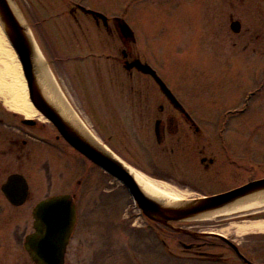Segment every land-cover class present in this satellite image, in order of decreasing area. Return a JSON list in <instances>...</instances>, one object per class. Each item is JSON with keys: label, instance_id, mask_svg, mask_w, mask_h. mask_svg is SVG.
Listing matches in <instances>:
<instances>
[{"label": "rangeland", "instance_id": "obj_1", "mask_svg": "<svg viewBox=\"0 0 264 264\" xmlns=\"http://www.w3.org/2000/svg\"><path fill=\"white\" fill-rule=\"evenodd\" d=\"M220 1L14 0V4L39 45L61 95L92 135L123 163L153 176L136 166L140 161L136 157L135 148L120 130L121 125L125 124L120 105L122 100L130 96L129 91L122 89L120 82L111 84L107 81L102 69L110 103L105 104L99 94L93 70L86 61L81 60L91 51L96 56L102 54L103 58L106 54H115L121 42L116 34L111 38L103 29H98L101 31L99 33L94 28L92 18L78 11L77 19L86 32L81 33L68 12L72 3L98 11L109 19L122 17L134 31L135 52L149 61L177 98L206 102L213 116H223L229 108L243 110L240 116L235 114L237 118L227 124L224 132L228 134L231 145L234 143L235 150L238 144L243 145L244 173L248 181L264 177V0H245L247 9L253 12L247 10L240 19L244 25L253 23L260 27L263 37L261 44H249V49L242 55L238 48L230 46L225 37L226 28L218 22L222 20L223 5ZM234 40L235 37L230 39ZM97 41L101 42V49H88L85 45ZM108 42L112 43L111 47ZM254 45L255 52L252 49ZM121 74L124 76V73ZM142 78L138 75L135 82L142 81V87L147 93L149 91L150 99H160L152 80ZM43 158L32 160L24 170L33 194L30 201L14 206L4 199L0 191V264H33L23 248L24 235L32 231V208L37 200L66 189H74L78 201L82 202L78 209L76 227L77 231L83 233L87 243L83 251L86 259L84 264H128L124 250H129L132 244L136 256V248L142 247V237H138L134 231L122 229L124 220L121 215L134 209L132 202L127 205L130 200L125 187L69 147L65 153L53 156L49 177L45 167L41 166ZM77 178L82 180L80 187L75 183ZM103 189L112 191L106 192ZM212 190H215L214 186L201 184L192 192ZM99 199L103 201L104 208L96 206L99 205ZM114 203L118 208L115 216H112L110 207ZM127 206L128 210L125 209ZM231 216L200 221L206 225L216 219L226 218L217 220L226 222L217 227H225L221 232L241 239L242 235L236 232L233 224L264 218V211ZM249 235L252 233L243 236ZM79 236L80 232L76 240ZM175 238L166 236L169 242H174ZM104 249L108 250L105 251L107 254L99 262L97 252ZM68 258L77 260V251L73 247L68 252ZM140 259H134L131 264L140 263Z\"/></svg>", "mask_w": 264, "mask_h": 264}, {"label": "flooded vegetation", "instance_id": "obj_2", "mask_svg": "<svg viewBox=\"0 0 264 264\" xmlns=\"http://www.w3.org/2000/svg\"><path fill=\"white\" fill-rule=\"evenodd\" d=\"M220 2L223 5L222 20L218 22L226 28L225 37L228 38L230 46L238 48L240 54H245L246 50L249 49V44H261L263 33L260 27L253 25V23L244 25L245 23L240 19L248 10L245 0H221ZM78 11L82 10L77 7L76 3H72L68 10L74 22L81 29V33H86L85 28L77 19L76 13ZM216 12L218 16L219 10L217 9ZM85 14L92 18L94 28L99 33L103 29L111 38L116 34L121 42V46L115 54H106L103 58L102 54L96 56L95 52L91 51L88 55H84L81 60L86 61L93 70L99 94L105 104L109 105L110 103L105 90V78L102 75V69L105 71L107 81L111 84L120 82L122 89H128L130 96L122 100L120 105L121 114L125 119V124L121 125L120 130L125 137L131 140L130 144L135 148L136 157L140 161V164L136 166L150 172L153 175L150 177L164 181L177 190L188 193V196L183 199L213 195L245 184L247 181L244 173L243 145L239 146L238 144V148L235 150L234 143L231 145L228 141V134L224 132L227 124L232 120L234 122V119L237 118L235 114L240 116L243 110L229 108L224 111L225 115L219 117L210 115L209 106L206 102L207 105L198 101L181 100L175 94L177 101L168 99L154 78L148 73H143L133 64L136 59H139L142 63L151 65L146 58L135 52V36L134 39H126L120 34L119 27L113 19H107L104 22L100 18L96 19L90 13ZM234 37L236 41H230ZM85 45L88 49H95L94 47L101 49L102 47L100 41ZM111 45L112 43L108 42V46L111 47ZM256 45L251 46L254 52ZM80 48L82 49V47ZM80 48L78 47V49ZM86 63L83 65H87ZM121 73H124V76ZM138 75L143 78L146 77L147 80H152L156 92L161 97L160 99L149 98V91L147 93V90L143 89L142 81L139 80L140 83L135 82ZM168 87L172 91L171 87ZM63 99L69 105L64 97ZM67 147L88 160L94 167L101 169L72 147L60 135L51 121L46 118L25 117L8 109L0 99V191L8 203L9 201L4 196L1 187L9 175L19 173L26 179L29 189L27 199L24 202L26 203L33 196L30 191L28 176L24 172L29 163L38 157H44L41 166L45 167L49 177L53 156L58 153H65ZM75 183L80 187L82 180L77 178ZM201 184L214 186L215 190L192 192ZM103 190L112 191V189ZM61 193L73 195L77 210L76 222L65 248L64 264H84L86 259L83 251L86 249L87 243H85L83 233L77 231L76 227L78 209L82 202L78 201L77 192L74 189H66L57 194ZM127 193L130 200L127 205L129 206V203L132 202L134 209L130 210V213H122L121 218L124 220L122 229L134 231L138 237H142V247L136 248V256L132 244L129 245V250H124L128 264L137 258H141L138 264H264V235H261L262 232H252V235L248 237L243 236L248 233L241 234V239H237L235 236L230 237L221 232L225 227H217L226 223L217 220L228 217L216 219L215 222L206 225L200 221L205 220L204 218L180 221L173 224L181 230L174 229L148 219L134 203L128 191ZM51 195L54 194L46 195L43 198ZM43 198L37 200L35 205ZM97 204L99 205L96 206L100 208L105 207L101 199ZM128 206L125 207L126 210L129 209ZM117 208L118 205L115 203L110 207L112 216H115ZM99 231L101 230L99 229ZM31 232L33 231L24 235L23 244L26 235ZM79 232L80 236L76 240ZM167 235L176 237L174 242L167 241ZM71 247L77 251V260L68 258ZM105 251L108 250L104 249L97 252L99 262L104 259V254H107Z\"/></svg>", "mask_w": 264, "mask_h": 264}, {"label": "water", "instance_id": "obj_3", "mask_svg": "<svg viewBox=\"0 0 264 264\" xmlns=\"http://www.w3.org/2000/svg\"><path fill=\"white\" fill-rule=\"evenodd\" d=\"M85 13L92 14L104 22L107 17L81 5H77ZM120 34L126 39H134L128 23L121 17H114ZM0 25L20 61L25 77L28 96L38 112L51 121L60 135L76 150L85 155L104 171L119 180L129 194L150 220L181 230L173 223L203 218L209 213L241 202L249 197L264 194V177L252 179L245 184L230 190L175 202H165L146 194L135 180L128 167L104 145L91 136L85 129L65 116L61 109L47 96L38 77L36 50L38 48L29 26L23 22L22 16L14 4V0H0ZM133 64L143 73L150 74L160 90L170 100L177 101L173 92L148 64L136 59ZM11 181V183H9ZM1 190L10 204H23L28 195V183L19 173L9 175L2 184ZM11 193V194H10ZM46 201H59L60 211L45 220L42 205ZM33 232L26 235L24 249L34 264H64V253L69 236L76 222V207L73 195L56 194L40 200L32 209Z\"/></svg>", "mask_w": 264, "mask_h": 264}, {"label": "bare ground", "instance_id": "obj_4", "mask_svg": "<svg viewBox=\"0 0 264 264\" xmlns=\"http://www.w3.org/2000/svg\"><path fill=\"white\" fill-rule=\"evenodd\" d=\"M36 61L38 66V77L47 96L61 109L63 114L85 129L91 136L92 133L86 128L85 123L64 101L61 92L55 83L53 75L48 68L40 51L36 50ZM0 99L4 105L25 117H44L31 103L28 96V88L22 72L20 61L9 43L0 25ZM94 137V136H93ZM127 166V165H126ZM135 180L143 191L151 197L165 202H175L188 196V193L179 191L170 184L154 179L132 167L127 166ZM264 211V194L249 197L241 202L232 204L223 209L214 211L204 216V219L212 217H227L231 215H249ZM233 226L238 234L252 232H264V218L240 221Z\"/></svg>", "mask_w": 264, "mask_h": 264}, {"label": "snow or ice", "instance_id": "obj_5", "mask_svg": "<svg viewBox=\"0 0 264 264\" xmlns=\"http://www.w3.org/2000/svg\"><path fill=\"white\" fill-rule=\"evenodd\" d=\"M9 183H11V181ZM61 207L62 204L59 201H46V203L42 205L45 220L47 221L50 216L54 217L60 211Z\"/></svg>", "mask_w": 264, "mask_h": 264}]
</instances>
